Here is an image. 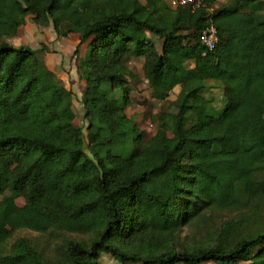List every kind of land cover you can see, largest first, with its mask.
I'll use <instances>...</instances> for the list:
<instances>
[{
	"label": "trees",
	"instance_id": "1",
	"mask_svg": "<svg viewBox=\"0 0 264 264\" xmlns=\"http://www.w3.org/2000/svg\"><path fill=\"white\" fill-rule=\"evenodd\" d=\"M148 1L0 0V264H101L102 254L123 264H264V0L219 10L217 0ZM77 2L86 6L74 25ZM28 21L78 39L85 128L74 91L40 51L7 42ZM211 24L219 44L210 52L200 35ZM131 57L156 85L182 69L212 81L225 106L196 111L185 94L173 136L144 141L125 112ZM8 191L24 205L2 199ZM186 228L214 240L187 247ZM19 230L46 241L11 245ZM65 234L86 238L51 251Z\"/></svg>",
	"mask_w": 264,
	"mask_h": 264
},
{
	"label": "rangeland",
	"instance_id": "2",
	"mask_svg": "<svg viewBox=\"0 0 264 264\" xmlns=\"http://www.w3.org/2000/svg\"><path fill=\"white\" fill-rule=\"evenodd\" d=\"M142 3L149 6L148 0H142ZM230 0H217L213 6L214 10H219L223 6L228 5ZM85 2H77V12L70 17L67 22L78 24L82 18ZM61 24L63 31L64 19H57ZM53 24L48 27H41L34 24L32 21L21 29L20 34L7 42L14 46H27L33 50L40 51L38 56L44 59L47 67L56 73L58 78L75 93L74 106L77 113L76 124L80 127L86 126L84 121V108L81 102L82 92L85 88V83L80 82L76 75V47L78 39L70 37H60ZM45 48L47 51H45ZM85 46H83V49ZM185 53V52H184ZM83 55V52H81ZM185 68L194 67L193 60L186 54ZM145 60L143 58H128V71L130 75L127 78V87L129 88L130 105L126 108L127 117L137 124V129L143 134V140L148 141L153 137H168L171 138L173 117L178 113L181 104L182 96L190 94L196 111H204L212 106L216 110H221L225 102V97L222 88L209 81L207 84L197 79H190L186 70L167 77L169 87L166 85H156L153 82L151 73L144 70ZM14 198L19 206L24 205V200L17 198L15 193L8 191L2 199ZM233 216H236L234 214ZM232 216V217H233ZM182 242L187 247H202L213 242V238L207 236L205 232L198 233L195 229H184L181 235ZM20 238L37 239L39 242L46 241V238L29 230H19L15 232L10 240L12 245ZM86 238L77 234L61 235L57 241L51 240V251L57 248V244L61 245L66 240H80ZM58 242V243H57ZM256 254V253H255ZM101 264H123L113 259L108 254H102L100 258ZM260 261L252 260L241 262L240 264H259ZM214 264V263H206Z\"/></svg>",
	"mask_w": 264,
	"mask_h": 264
},
{
	"label": "built area",
	"instance_id": "3",
	"mask_svg": "<svg viewBox=\"0 0 264 264\" xmlns=\"http://www.w3.org/2000/svg\"><path fill=\"white\" fill-rule=\"evenodd\" d=\"M195 0H174L170 2L171 7L176 8L178 6H185L189 3H193ZM201 3L196 1L195 7L199 8ZM200 41L204 47L210 52L214 51L219 44L218 30L214 25L207 26L200 35Z\"/></svg>",
	"mask_w": 264,
	"mask_h": 264
}]
</instances>
